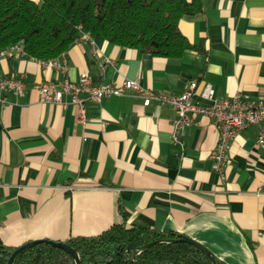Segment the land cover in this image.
Listing matches in <instances>:
<instances>
[{
	"label": "crops",
	"instance_id": "obj_1",
	"mask_svg": "<svg viewBox=\"0 0 264 264\" xmlns=\"http://www.w3.org/2000/svg\"><path fill=\"white\" fill-rule=\"evenodd\" d=\"M188 1V0H183ZM179 29L193 45L178 57L82 35L55 58L65 70L30 56L0 58V75L21 77L24 93L0 102V238L11 247L33 239L93 236L121 221L184 233L224 264H264V150L258 127L239 132L220 170L212 154L217 128L208 117L170 137L173 108L134 93L85 104L40 101L35 85L136 79L181 95L196 81L194 101L210 84L214 97L241 92L264 98V0H203ZM106 64L101 73L99 63ZM63 100L68 102L69 96Z\"/></svg>",
	"mask_w": 264,
	"mask_h": 264
},
{
	"label": "trees",
	"instance_id": "obj_2",
	"mask_svg": "<svg viewBox=\"0 0 264 264\" xmlns=\"http://www.w3.org/2000/svg\"><path fill=\"white\" fill-rule=\"evenodd\" d=\"M203 9V0H0V49L22 40L28 56L59 57L84 33L100 34L111 43L137 47L152 55L178 57L193 45L179 29L184 15ZM121 221L93 236L65 240L81 264H127L131 247L177 237L173 231L128 224V212L118 205ZM15 247L0 238V264ZM218 264H224L216 258ZM12 264H75L64 250L38 243L18 254ZM132 264H211L185 242H157L136 255Z\"/></svg>",
	"mask_w": 264,
	"mask_h": 264
},
{
	"label": "built area",
	"instance_id": "obj_3",
	"mask_svg": "<svg viewBox=\"0 0 264 264\" xmlns=\"http://www.w3.org/2000/svg\"><path fill=\"white\" fill-rule=\"evenodd\" d=\"M90 37L89 33H84ZM15 55L28 56L22 40L11 43L0 49V58H8ZM42 63L65 70V66L56 59L41 60ZM106 64L99 63L101 73ZM39 92L40 101L56 104H71L75 108L79 121L86 119L85 104L88 101L100 102L104 97L122 96L134 93L143 99L144 104L156 101L173 108L175 116L171 121L170 137L180 151L184 147V130L193 125H199V117L205 116L212 120L217 128L218 141L212 154L214 169L220 170L226 159V151L240 131L248 126L258 127L256 144L264 150V98L255 101L247 95L238 92L230 97H214V89L210 84L204 86L200 95L207 102L194 101L196 81L189 83L188 90L181 95H169L160 91H152L145 88L136 79H124L120 83L101 82L95 83L87 73H81L77 81L63 80L60 84L42 82L35 85ZM6 91L16 96L24 93V82L21 77L0 75V102H6L2 94ZM68 95L69 101L63 100Z\"/></svg>",
	"mask_w": 264,
	"mask_h": 264
},
{
	"label": "water",
	"instance_id": "obj_4",
	"mask_svg": "<svg viewBox=\"0 0 264 264\" xmlns=\"http://www.w3.org/2000/svg\"><path fill=\"white\" fill-rule=\"evenodd\" d=\"M157 242H171V243L172 242H185V243H188V244L194 246L195 248H197L198 250H200L203 254H205L208 257V259L210 260L211 264H218L216 261V257L213 255V253L206 246H204L199 241L191 238L190 236H188L184 233H177V237H175V238L152 241V242L147 243V244H145L139 248L131 247L133 253H132V256L130 257L127 264H132V262L135 259L137 254H139L143 249H145V248L149 247L150 245L157 243ZM38 243H47V244L51 245L52 247L60 248L64 251H66L72 257L75 264H81L80 256H79L78 252L72 246H70L65 241L51 240V239H33V240L26 241L25 243L15 247L11 251V253H10L5 264H12L14 258L18 254L22 253L24 250H26L29 247H31L35 244H38Z\"/></svg>",
	"mask_w": 264,
	"mask_h": 264
}]
</instances>
